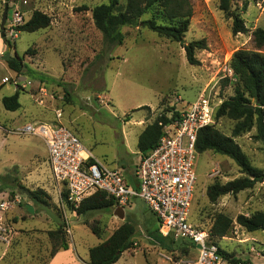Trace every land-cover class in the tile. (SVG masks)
Listing matches in <instances>:
<instances>
[{"label":"rangeland","instance_id":"obj_1","mask_svg":"<svg viewBox=\"0 0 264 264\" xmlns=\"http://www.w3.org/2000/svg\"><path fill=\"white\" fill-rule=\"evenodd\" d=\"M125 1L120 0V8ZM102 2L107 0H0V22L4 10L7 14L4 37L0 35V264H89V247L126 220L135 226L134 245L114 264L195 262L197 251L180 239H164L169 248L158 244L157 219L140 198L123 207V219L113 214V208L78 215L51 178L43 140L17 130L26 123H56L55 113L60 112V123L97 159L128 173L140 157L139 133L158 115L169 114L172 106L183 108L204 89L214 99L215 111L233 94L237 79L230 57L239 48L255 49L251 33L256 27L264 28V0H230L231 9L247 28L244 33L231 32V19L219 8V0H188L191 17L183 42L143 25H125L121 44H109L93 23L90 8ZM34 9L50 17L49 25L10 34L12 12H21L25 21ZM150 17L151 12H146L140 18ZM201 38L207 48L195 51L199 64H189L182 45ZM7 53L22 56L27 70L17 74L9 69L3 58ZM15 89L20 91V107L6 110L1 99ZM235 123L227 116L214 120L249 163L264 171V148L255 126L232 135ZM194 171L189 221L207 229L215 214L227 215L232 225L217 239L221 250L249 264H264V230L248 231L235 221L238 214L264 209V178L251 188L210 202L205 195L208 184L245 173L228 156L210 150L195 153ZM25 188L46 195L35 202Z\"/></svg>","mask_w":264,"mask_h":264},{"label":"trees","instance_id":"obj_2","mask_svg":"<svg viewBox=\"0 0 264 264\" xmlns=\"http://www.w3.org/2000/svg\"><path fill=\"white\" fill-rule=\"evenodd\" d=\"M219 8L226 17L231 19V32L244 33L247 28L240 14L231 9L230 0H219ZM81 9H88L82 6ZM91 17L95 27L102 32L109 44H121L124 35L122 26L143 25L148 29L164 36L172 41L182 42L185 32L188 30L191 17V7L188 0H126L125 5L120 8V0H107L90 8ZM151 12V17L141 19L140 17ZM160 18L161 22L156 19ZM50 23V17L37 9H34L29 18L16 29L19 31L33 32L45 28ZM252 40L255 49L239 48L233 51L229 66L237 79L234 85V92L224 99L214 113V120L220 116H227L236 120L232 129V135H237L243 130L255 126L256 136L261 140L264 148V52L260 48L264 46V28L256 27L252 31ZM185 57L189 64H199L195 51L207 48L205 38L190 40L183 45ZM9 69L19 74L27 68L22 56L15 53L6 60ZM27 70V69H26ZM19 89L1 99L6 110L14 111L20 107ZM189 102L183 108H169L170 113H161L151 123L147 124L137 137V149L140 155H145L149 149L157 144L162 135V124L171 122L180 116V113L187 109ZM147 107V106H144ZM195 150L198 153L210 150L215 153L226 155L231 158L245 173L242 177L228 180L224 183L214 181L206 186L205 195L210 202L225 194H236L239 191L251 188L256 182L263 180L264 171L252 166L240 146L230 136L221 133L214 123L198 130L195 140ZM25 193L35 202H41L42 190H28ZM66 199V193L61 192ZM67 201V200H66ZM69 203V202H68ZM71 208L78 214L84 215L89 211L114 209V200L103 191H94L85 197L76 206ZM236 223L248 231L264 230V209L253 212L250 215L238 214ZM232 225V219L223 213H217L209 228L211 240L218 246L219 254L231 264L244 262L240 258L231 257L221 250L217 239L223 237ZM92 232L96 230L92 228ZM158 244L169 248L164 239L170 236H162L157 227ZM135 226L130 220L124 221L116 227L112 233L96 245L89 247V264H114L121 253L134 245L133 236ZM52 236L53 232L50 231ZM182 244H189V241L181 240ZM63 249L67 248L62 243ZM56 248L52 250L54 254ZM249 264V263H248Z\"/></svg>","mask_w":264,"mask_h":264},{"label":"built area","instance_id":"obj_3","mask_svg":"<svg viewBox=\"0 0 264 264\" xmlns=\"http://www.w3.org/2000/svg\"><path fill=\"white\" fill-rule=\"evenodd\" d=\"M9 18L10 34L16 36L17 26L24 22L23 14L14 10ZM215 105L209 91L200 92L177 119L162 124L157 144L140 155L128 173L97 159L74 132L60 123V112L55 113L56 123H26L17 132L43 140L51 178L59 191H65L72 206L97 190L112 197L114 207L129 206L133 199L140 198L155 215L162 236L194 245L197 256L193 264H231L219 254L209 228L189 221L196 181L195 140L200 128L214 123Z\"/></svg>","mask_w":264,"mask_h":264},{"label":"water","instance_id":"obj_4","mask_svg":"<svg viewBox=\"0 0 264 264\" xmlns=\"http://www.w3.org/2000/svg\"><path fill=\"white\" fill-rule=\"evenodd\" d=\"M6 17H7V14H6V10L3 11V14H2V18H1V22H0V35L1 37H4V23L6 21ZM184 40H182L183 42ZM9 57V54H5V56L3 57L5 60H7ZM25 208L27 209V211L29 213H33L34 210H33V207L31 204L29 203H26L25 204ZM113 214L118 216L119 218L123 219L124 218V210L121 206H116L114 207L113 209Z\"/></svg>","mask_w":264,"mask_h":264}]
</instances>
